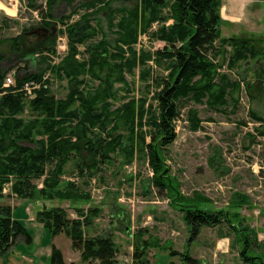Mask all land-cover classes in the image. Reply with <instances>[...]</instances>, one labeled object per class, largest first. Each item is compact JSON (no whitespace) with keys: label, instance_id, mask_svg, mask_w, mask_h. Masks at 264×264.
Instances as JSON below:
<instances>
[{"label":"trees","instance_id":"16d2710c","mask_svg":"<svg viewBox=\"0 0 264 264\" xmlns=\"http://www.w3.org/2000/svg\"><path fill=\"white\" fill-rule=\"evenodd\" d=\"M59 1L74 3L76 0H46L47 10L40 22L53 23V8ZM111 4L112 0H85L59 18L57 23L60 22L64 28L58 30L50 42L42 41L33 49L23 47L24 32L11 38L0 37V45L7 43L11 52L10 55L1 50L0 60L12 59L24 65L17 68V73L13 75L14 84L8 88H4L3 83L6 77L12 75L8 72L14 68L10 65L0 68V200L4 197L5 185L11 183L12 191L25 199L38 194L50 200L58 198L73 203L89 202L90 193L82 191L74 181L62 178L68 162L75 161L80 175L84 176L87 172V177H92L103 164H111L114 156H121L123 162L130 163L140 152L149 159L155 174L154 183L160 189L168 188L173 193L171 203L181 209L190 228L188 241L200 233L204 225H218L227 221L234 226L228 211H212L205 207L204 204L210 199L203 194L186 197L181 193L166 174L168 169L164 150L176 136L173 123L180 112L181 100L202 103L206 99V104L217 110H223L229 100L235 103L239 101L235 94L240 90V84L233 82L227 74L219 73L217 62L209 56L231 53L230 68L249 58H261L262 62L264 46L260 43L264 36L255 37L243 32L237 37H222V0H140L141 5L137 4L126 18L121 17L120 22L116 23L119 37L114 48L111 49L103 36L99 41L87 45L89 56L87 60H80L77 57L78 45L87 43L98 33L97 27L91 23L96 14L109 11L112 20L115 19L117 9H111ZM30 5L37 8L33 2ZM79 9L86 12L71 23ZM169 20L173 21L168 23ZM7 23L6 20L0 21V31ZM155 24L158 28L152 32V37L170 44L163 52H157L167 60L169 70L167 77L157 80L154 92L157 104L147 105V97L131 98L120 107L111 109L112 102L118 99L116 83L123 85L119 87L120 90L126 88L130 92L132 89L126 80V73H133L138 65H145L150 58L149 52L138 56L133 48L139 25L141 29L148 30ZM59 32L68 36L69 51L56 61ZM218 39L220 44L216 45ZM33 62L38 63V71L21 75L20 72ZM260 67L264 68L263 65ZM47 71L58 78L68 79L71 89L65 99H56L48 87L49 81H42ZM148 74L149 70L142 71V77ZM86 75L92 81H98L91 92L80 86H87ZM30 81L40 86L34 89L35 96L26 100L29 95L23 87ZM257 84L264 89L263 77L247 83L251 97L254 96L251 91ZM146 87L150 89L151 85L147 84ZM26 109L30 111L29 116H24ZM251 114L258 118L255 112ZM199 122L197 119L195 128L199 127ZM147 124L151 126L149 132L142 129ZM121 125L129 130L127 138L119 132ZM136 126L140 128L137 136ZM36 179H42L43 187L40 189L33 182ZM76 212L79 218L72 219L62 207L44 208L38 211L37 220L43 223L50 236L65 233L71 237L73 247L81 250L82 261L88 264H95L96 260L99 264H117L119 246L112 232L96 236H86L84 233V226L99 217L102 209L90 206L86 211L77 206ZM128 230L131 231V228ZM145 231L142 228L131 233L133 264H150L148 254L151 249H168L161 246L158 239L146 237ZM237 231L243 242L242 259L247 264H264V253L255 254L251 249L250 233H254V230L247 226L241 230L238 225ZM20 236H25L28 243L32 242V235L25 224L14 218L12 207L0 204V254L9 253ZM174 254L175 251H171V255ZM182 256V264H202L190 256L187 248ZM50 262L77 264L66 263L62 251L57 247L52 250Z\"/></svg>","mask_w":264,"mask_h":264},{"label":"rangeland","instance_id":"374dc122","mask_svg":"<svg viewBox=\"0 0 264 264\" xmlns=\"http://www.w3.org/2000/svg\"><path fill=\"white\" fill-rule=\"evenodd\" d=\"M84 1L57 2L52 12L54 21L58 22L62 15L70 13ZM32 2L37 5V8H32L30 5ZM231 2L232 5L228 7V0H222L224 10H220L221 16L224 11L222 17H231L238 21V0H231ZM137 4L141 5L140 0H112L110 8L117 9L114 20L109 11L96 14L91 23L97 27L98 33L87 43L78 45L77 57L80 60H87L89 56L86 52L87 45L90 42L99 41L103 36L109 42L111 49L114 48L119 37V27L116 23L120 22L119 18H126ZM46 10V0H0V21H8L0 31V37L11 38L29 30L40 23L42 14ZM85 12V9H79L70 22L79 20ZM227 13L234 16H229ZM172 21L169 20L168 23ZM57 24L58 30L64 28L60 22ZM234 25L225 27L223 22L220 27L222 37H237L238 33L248 31L243 26H238V23ZM141 28L139 25L137 41L133 48L138 56L149 52L150 58L145 65H138L133 73H126V80L132 89L130 92L126 88L120 90L119 87L123 85L116 83L118 99L112 102L111 109L120 107L131 98L141 97H147V105H156L154 92L157 80L160 81V78L168 75V62L157 52H163L164 48L169 47L170 44L165 40L152 37V32L158 28L157 24L148 30ZM250 33H253L255 37L264 36V32ZM215 44L219 45L220 40L218 39ZM56 45L55 60L59 61L69 51L68 36L59 32ZM260 45L264 46V39ZM1 50L11 55L7 43L0 45ZM230 54H214L215 56L209 57L217 62L219 73L227 74L233 82L238 81L240 84L241 88L235 94V98H239L238 103L229 100L223 110H217L206 104V99L202 103L181 100L180 112L173 123L176 136L164 150V158L167 162V176L171 177V182L179 187L184 196L193 197L196 193L203 194L210 199L204 204L205 207L212 211H228L234 226L227 221L218 225H204L200 233L188 241L191 237L190 228L183 218L181 209L171 203L173 193L168 188L160 189L154 183L155 174L149 159L147 155L140 152L135 154L130 163L123 162L121 156H114L111 164H103L101 170L95 172L92 177H87V172L84 176L80 175L75 161L68 162L62 178L74 181L82 191L90 193L89 202L73 203L70 200L58 198L50 200L38 194L31 199H25L17 196L9 183L4 187V197L0 203L5 198L8 202L11 200L7 198H16L18 201L22 200L21 207L25 210L24 206L28 203L32 207L40 202L48 207L43 205L44 207L42 206L43 208L39 211L44 208L62 207L72 219L79 218L76 212L77 206L83 207L86 211L90 206L99 207L102 209L100 216L84 226V233L86 236H96L108 235L112 232L119 246L117 257L121 264L133 262L134 248L131 245L133 239L131 233L142 228L146 230V237L152 236L158 239L161 246L168 247V249H151L148 254L150 264H182L184 262L182 253L186 251V248L190 256L202 264H247L241 256L243 242L240 241L237 231L238 225L241 230L246 226L254 230V233H250L251 249L255 254L264 253V89H260L259 84L255 85L256 88L251 91L254 96L251 97L247 88L248 82L253 83L261 77L264 82V68L260 67L264 66V61L261 62V58H249L238 62L236 67L230 68ZM16 63L17 61L12 59L0 60V68L13 66L14 69L8 72L13 76L17 73V68L24 67L23 64ZM38 68V63L33 62L20 74L37 72ZM144 69L149 70L145 78L142 77ZM86 78L87 86L81 84L80 86L87 92H91L98 81H92L89 75H86ZM42 81H49L48 87L56 99H65L71 89L66 77L58 78L51 71L44 74ZM147 84L151 85L150 89H147ZM34 96L33 92L32 95L27 96L26 100ZM252 111L258 118L251 114ZM29 115L30 111L26 109L24 116ZM197 119L200 125L195 128ZM149 127L151 126L147 124L142 129L149 132ZM139 131L140 128L136 126V136ZM119 132L127 138L129 130L121 125ZM33 182L39 189L43 187L42 179H36ZM37 214L38 212L35 214L36 220ZM129 227L131 231L128 230ZM21 237L25 238V236ZM171 251H175V254L171 255Z\"/></svg>","mask_w":264,"mask_h":264},{"label":"crops","instance_id":"0c3cea01","mask_svg":"<svg viewBox=\"0 0 264 264\" xmlns=\"http://www.w3.org/2000/svg\"><path fill=\"white\" fill-rule=\"evenodd\" d=\"M228 2V7H230L232 2L231 0H228ZM221 9L224 10L223 4ZM228 15L234 16L231 13ZM222 18L224 19L225 27H227L226 25L228 27L235 26L234 23H238V26H243L245 30L249 31H244L245 33H262L264 32V1L238 0V21L231 17L224 16ZM5 199L0 204H9L12 207L14 218L23 221L32 234V242L26 243L25 238L20 236L9 253L0 254V264H51L50 256L54 247L62 251L66 263L76 262L80 264V262H84L81 259V250L73 247L71 237L64 233L50 236L43 224L36 220L35 214L45 206L44 203L37 202L39 199L36 201L37 204L33 203L36 205H32V207L30 203L25 205V210L21 207L23 204L21 203L22 200L7 198L11 200L8 202ZM130 249H132V246H130ZM119 262L118 259L117 264H121ZM94 263L99 264V261L96 260ZM84 264H88V262H84Z\"/></svg>","mask_w":264,"mask_h":264},{"label":"flooded vegetation","instance_id":"af4514ba","mask_svg":"<svg viewBox=\"0 0 264 264\" xmlns=\"http://www.w3.org/2000/svg\"><path fill=\"white\" fill-rule=\"evenodd\" d=\"M57 25L56 21H53L51 24L40 22L29 30L24 31L26 37L23 47L33 49L36 45L42 43V41L50 42L58 33Z\"/></svg>","mask_w":264,"mask_h":264},{"label":"built area","instance_id":"2783aa9c","mask_svg":"<svg viewBox=\"0 0 264 264\" xmlns=\"http://www.w3.org/2000/svg\"><path fill=\"white\" fill-rule=\"evenodd\" d=\"M14 77L12 75H9L8 77H6L4 83H3V87L4 88H8L10 86H12L14 84ZM40 84L35 83L34 81H30L28 83H26L23 87V89L26 91V93L28 95H32L34 92V89L39 87Z\"/></svg>","mask_w":264,"mask_h":264},{"label":"water","instance_id":"95a60500","mask_svg":"<svg viewBox=\"0 0 264 264\" xmlns=\"http://www.w3.org/2000/svg\"><path fill=\"white\" fill-rule=\"evenodd\" d=\"M256 1H264V0H256Z\"/></svg>","mask_w":264,"mask_h":264}]
</instances>
